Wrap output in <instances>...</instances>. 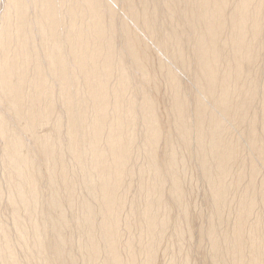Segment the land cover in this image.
<instances>
[{"label": "bare ground", "instance_id": "6f19581e", "mask_svg": "<svg viewBox=\"0 0 264 264\" xmlns=\"http://www.w3.org/2000/svg\"><path fill=\"white\" fill-rule=\"evenodd\" d=\"M0 264H264V0H1Z\"/></svg>", "mask_w": 264, "mask_h": 264}, {"label": "rangeland", "instance_id": "374dc122", "mask_svg": "<svg viewBox=\"0 0 264 264\" xmlns=\"http://www.w3.org/2000/svg\"><path fill=\"white\" fill-rule=\"evenodd\" d=\"M0 5H1V0H0Z\"/></svg>", "mask_w": 264, "mask_h": 264}]
</instances>
